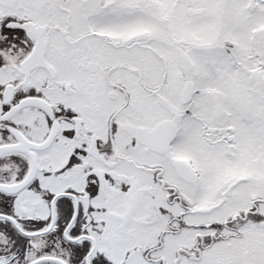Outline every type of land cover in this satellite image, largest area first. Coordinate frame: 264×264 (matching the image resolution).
Returning <instances> with one entry per match:
<instances>
[{
    "label": "snow or ice",
    "instance_id": "obj_1",
    "mask_svg": "<svg viewBox=\"0 0 264 264\" xmlns=\"http://www.w3.org/2000/svg\"><path fill=\"white\" fill-rule=\"evenodd\" d=\"M0 264H264V0H0Z\"/></svg>",
    "mask_w": 264,
    "mask_h": 264
}]
</instances>
